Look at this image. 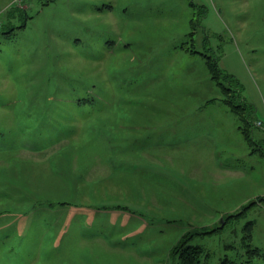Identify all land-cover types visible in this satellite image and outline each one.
Here are the masks:
<instances>
[{
  "label": "rangeland",
  "instance_id": "374dc122",
  "mask_svg": "<svg viewBox=\"0 0 264 264\" xmlns=\"http://www.w3.org/2000/svg\"><path fill=\"white\" fill-rule=\"evenodd\" d=\"M204 54L250 109L253 143ZM33 141L53 144L70 191L47 189ZM260 197L264 0H0V264H181L183 240L200 264H264L241 240L251 221L264 253ZM66 206L74 227L56 228Z\"/></svg>",
  "mask_w": 264,
  "mask_h": 264
},
{
  "label": "trees",
  "instance_id": "16d2710c",
  "mask_svg": "<svg viewBox=\"0 0 264 264\" xmlns=\"http://www.w3.org/2000/svg\"><path fill=\"white\" fill-rule=\"evenodd\" d=\"M191 52H196V51L191 50ZM204 56L211 78L216 81L217 85H219L222 90L223 102L229 106L232 112L238 115V118L241 121V124L239 125V129L241 130V133L249 143H253L251 137V128H250L251 123L247 117L250 109L247 107V105L244 102H241L240 96H238L236 93H232L233 89L231 87H228L225 83L221 81L220 78L221 76L227 77L228 75L223 74L221 72V68L218 65V61L212 58V56L210 55L204 54ZM261 199H264V197H260L259 200ZM239 213L241 212H238L237 214H228L226 217H224V219L226 220L227 218L238 215ZM252 224L253 223L250 221L244 226L243 234L241 237L242 245L245 248L244 251L246 252L248 258L247 261L250 260L251 256H264V253L261 252L259 247L252 246V244L250 243ZM217 229L219 228L215 227L212 229H202L203 231L200 230L199 232L206 233ZM228 246L226 247L228 248ZM171 253L173 255H177L181 264H200V256L201 254L204 253V251L200 246L188 243L187 240H183L173 246ZM223 262L225 264L228 263L227 259L223 260Z\"/></svg>",
  "mask_w": 264,
  "mask_h": 264
},
{
  "label": "crops",
  "instance_id": "0c3cea01",
  "mask_svg": "<svg viewBox=\"0 0 264 264\" xmlns=\"http://www.w3.org/2000/svg\"><path fill=\"white\" fill-rule=\"evenodd\" d=\"M39 97L40 96H35V97H33V99H37ZM81 101L82 100L80 99L79 101H77V103L79 104V102H81ZM19 119H21V121L23 123V124H21V123L20 124L21 125H25L24 123L26 121H23L22 114L19 116ZM44 130L45 129H39L38 131H35L34 132V130L27 129L26 132H25V134L26 133H28V134L29 133H32V134L35 133V134L40 135L42 133V131H44ZM34 143L37 144V145H39V146L32 145L31 146V150L32 151H39V152H42L43 151L42 156L45 157L44 158V164L46 165L45 168H47L48 175H49V177H47V179H50L49 182L51 184L47 189L54 190V191H58V190L59 191H62V188L64 186V187H66L70 191L71 190V186L69 184V181H68L67 177L62 173V170H61V168H62V165H61L62 161L61 160L58 161L57 160L58 158H56L54 162H51L49 160L50 155H52V153L54 151L53 144H51V143L44 144V143H42L40 141L39 142H34ZM9 146H13L14 147L13 144H10ZM106 149L110 150V149H112V146L111 145H107ZM22 150H26V147H22ZM20 155L27 156V155H31V154L29 152H27V153H20V154H18V156H20ZM32 155L35 156L37 154H32ZM63 162H66V160H64ZM101 162L103 163V166L106 169V170L105 169H103V170H105L106 173H107V175H108L109 174V171L111 169V164H107V160H103ZM19 165H21L19 168L23 167V164L22 163L19 164ZM26 166L29 167V165H26ZM73 190H76L75 187H73ZM10 197L16 198L14 196V194L10 195ZM44 198H46L45 201H47V198H51V197H44ZM19 200H25V197H21ZM37 202H41V201L40 200H37ZM59 205L63 206V204H59ZM89 210L91 211V210H94V209L89 207ZM18 213H19V211L17 212V214ZM23 213L25 215H27L26 212H23ZM9 214H12V212H10ZM78 214H79L78 207H74L73 208L71 206L70 207L69 206H66V207H62V209L58 212V216L56 218H52L51 220H52V222H55L57 225H60V227H56V228L63 229V228H65V227L68 226V224H69L70 221H71L70 222V227H74V226H71V225H72V222H73L75 216L78 215ZM18 220H23V219H18ZM38 220H40V219H38ZM90 224L91 223H85V224H81V225L78 224L76 228H77V230L78 229H81V230L82 229H89V226H92ZM61 239H60V241H61ZM104 246H106V248L111 249V247L107 246L106 243H104ZM87 249H89V248H87ZM64 251H65L64 245L61 246L59 249L56 248V257H57V259H62L63 260V259H66L67 257H70L69 254L68 255L64 254ZM78 259H81V257H78Z\"/></svg>",
  "mask_w": 264,
  "mask_h": 264
}]
</instances>
